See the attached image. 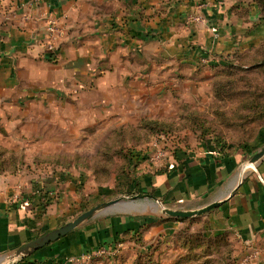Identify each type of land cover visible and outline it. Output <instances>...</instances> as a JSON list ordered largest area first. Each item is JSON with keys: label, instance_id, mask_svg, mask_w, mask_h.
I'll return each mask as SVG.
<instances>
[{"label": "crops", "instance_id": "1", "mask_svg": "<svg viewBox=\"0 0 264 264\" xmlns=\"http://www.w3.org/2000/svg\"><path fill=\"white\" fill-rule=\"evenodd\" d=\"M249 2L0 0V113L7 108L49 106L55 100L67 104L61 96L73 90L79 95L78 105L88 93L91 101L110 104L119 115H146L171 92L181 95L182 76L198 74L203 53L209 54L205 61L209 66L218 60L215 55L264 37L262 20L250 26L258 11ZM49 18H56L65 30L54 59L44 38ZM90 76L95 77L91 85ZM22 119L14 117L8 123L22 124ZM250 155L249 148L204 142L176 167L150 171L143 193L183 210L218 202L201 215L211 231L235 232L248 264H264V156L247 165ZM31 185L40 186V181L0 175V264L48 224L49 212L36 214L37 201L32 204L28 199ZM100 219L94 217L44 246L32 261L59 264L67 256L119 241L125 230H135L141 223L130 212ZM164 232L163 225L152 227L144 239L154 241ZM119 244L129 263L134 253L131 244Z\"/></svg>", "mask_w": 264, "mask_h": 264}, {"label": "rangeland", "instance_id": "2", "mask_svg": "<svg viewBox=\"0 0 264 264\" xmlns=\"http://www.w3.org/2000/svg\"><path fill=\"white\" fill-rule=\"evenodd\" d=\"M258 3L250 26L264 23V2ZM239 45L209 66L204 60L200 63L204 69L196 66L197 75H183L180 96L171 92L169 99L166 96L139 117L119 115L110 104L91 101L88 93L78 105L79 95L73 90L61 96L67 104L55 100L49 106L0 113V175L40 181V186L31 185L28 199L32 204L37 201L36 214L49 212L48 224L40 226L34 238L96 205L122 198L140 202L130 213L141 223L145 217L153 222L143 234L144 243L128 241L134 250L129 263L119 242L104 243L120 249L114 256H96L99 259L90 264H248L235 232H212L205 216H168L161 209L152 210L142 198L131 197L144 192L149 172L166 167L170 152L177 148L189 155L200 144L217 140L219 146L249 148L252 155L264 146V37L247 47ZM94 78L90 76L89 85ZM14 117L23 118V123H8ZM132 150L147 159H134ZM161 203L176 209L172 203ZM112 213L92 216L73 230ZM161 225L163 234L154 241L144 239L149 229ZM34 253L23 259L31 262ZM21 260L9 264H26Z\"/></svg>", "mask_w": 264, "mask_h": 264}, {"label": "water", "instance_id": "3", "mask_svg": "<svg viewBox=\"0 0 264 264\" xmlns=\"http://www.w3.org/2000/svg\"><path fill=\"white\" fill-rule=\"evenodd\" d=\"M264 156V146L260 148L258 151L249 156L246 160L247 165H253L258 160H260ZM133 199L142 198L147 201L148 206L152 210H160L166 213L168 216L187 218L190 216H198L202 215L205 212L211 210L212 208L218 205V202L214 201L212 203L207 204L204 207L193 209V210H183V209H173L168 207H163L161 201L157 199L155 196L148 193H141L138 195L131 196ZM136 207V204L133 201H123L122 198L111 199L109 201L103 202L99 205H96L76 216L73 220L54 228L50 231H47L36 238L31 239L27 243L20 246L14 254L3 261L2 264L13 263L14 261L23 259L24 257L31 255L38 249L43 248L47 244L59 239L60 237L66 235L77 226H79L86 219L95 216L100 213L107 212H130L132 209Z\"/></svg>", "mask_w": 264, "mask_h": 264}, {"label": "built area", "instance_id": "4", "mask_svg": "<svg viewBox=\"0 0 264 264\" xmlns=\"http://www.w3.org/2000/svg\"><path fill=\"white\" fill-rule=\"evenodd\" d=\"M195 20H199V17H195ZM65 30L63 26L58 22L56 18H49L45 25V46L50 55H54L56 52V45L63 38ZM207 57H203L202 61ZM119 246L114 245H100L88 252L80 255L66 258L60 264H90L92 259L96 256H114L118 252Z\"/></svg>", "mask_w": 264, "mask_h": 264}, {"label": "trees", "instance_id": "5", "mask_svg": "<svg viewBox=\"0 0 264 264\" xmlns=\"http://www.w3.org/2000/svg\"><path fill=\"white\" fill-rule=\"evenodd\" d=\"M262 1L264 2V0H259V1L258 0H250L249 3H251L252 5H255L257 7V11H258V8L260 7V4L258 2L262 3ZM208 55H209L208 53H203V55H201V57H208ZM226 55H228V54H226ZM215 57L219 58L220 56L215 55ZM155 122L158 123L160 121H155ZM205 141H208V140H205ZM216 141H215V145L219 147V144ZM171 153H172V156L169 158L168 163H166V167H168V168H173V167H176L177 164L179 165V164L183 163V160L187 156V154L184 152V150L179 149V148H177L176 150H173L172 152H170V154ZM131 154H132L131 157H134V159H140V160H146L147 159L146 155L140 153L137 150H132ZM130 160L131 159H129V161ZM152 223L153 222L149 218L145 217L143 222L138 226L137 229H135V230H130V229L125 230L123 232V234H122L123 236L121 237V239L119 241H116V242L135 241L136 240L135 242L144 243L143 234L148 229L149 225L152 224ZM225 232L226 231H224L222 233H225ZM221 235H224V234H221ZM98 259L99 258H94L93 260H98ZM21 261L25 262L26 264H35L36 263V261H31L30 262L27 259H22Z\"/></svg>", "mask_w": 264, "mask_h": 264}, {"label": "bare ground", "instance_id": "6", "mask_svg": "<svg viewBox=\"0 0 264 264\" xmlns=\"http://www.w3.org/2000/svg\"><path fill=\"white\" fill-rule=\"evenodd\" d=\"M246 169V168H245Z\"/></svg>", "mask_w": 264, "mask_h": 264}]
</instances>
